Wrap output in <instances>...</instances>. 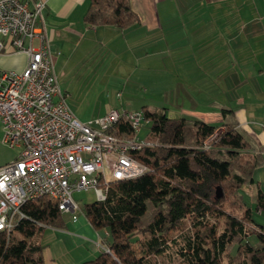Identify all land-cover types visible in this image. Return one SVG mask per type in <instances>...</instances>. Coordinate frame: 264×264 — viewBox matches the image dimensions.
Masks as SVG:
<instances>
[{"label": "trees", "instance_id": "obj_1", "mask_svg": "<svg viewBox=\"0 0 264 264\" xmlns=\"http://www.w3.org/2000/svg\"><path fill=\"white\" fill-rule=\"evenodd\" d=\"M82 20L125 28L139 16L131 0H87ZM139 110L152 139L131 155L146 170L110 182L102 200L82 205L90 225L110 239L105 250L79 264H163L156 257H170L164 254L170 244L176 264H264V224L252 219L243 193L247 186L255 210H264V193L254 179L264 157L233 110L222 106V120L214 124L170 117L163 106ZM109 132L122 138L136 133L123 115ZM21 209L26 217L0 231V264H44L43 245L32 238L46 225L63 227V212L46 195Z\"/></svg>", "mask_w": 264, "mask_h": 264}, {"label": "crops", "instance_id": "obj_2", "mask_svg": "<svg viewBox=\"0 0 264 264\" xmlns=\"http://www.w3.org/2000/svg\"><path fill=\"white\" fill-rule=\"evenodd\" d=\"M44 2L38 24L47 33L54 70L74 55L95 60L100 44L115 46L140 69L135 78L147 92L165 99L177 85L183 86L181 100L187 101L181 110L213 124L222 120L221 107L227 106L214 100L223 99L231 86L242 99L227 107L255 139L264 157V0H131L139 22L125 28L86 25L82 14L87 0ZM257 52L262 59L248 58ZM27 60L23 51H13L9 45L0 52L3 69L19 71ZM102 67L103 63L99 67L103 71ZM110 108L105 103L97 116ZM2 135L0 122V167L14 160L19 150L4 144ZM254 179L264 193V163L255 170ZM68 215L66 219L62 216L63 227L52 231L61 238L75 236L84 241V246L77 244V254H67L69 258L65 254L70 264L91 259L107 248L106 231H96L84 216ZM43 259L47 264L45 254Z\"/></svg>", "mask_w": 264, "mask_h": 264}, {"label": "built area", "instance_id": "obj_3", "mask_svg": "<svg viewBox=\"0 0 264 264\" xmlns=\"http://www.w3.org/2000/svg\"><path fill=\"white\" fill-rule=\"evenodd\" d=\"M44 3L0 0V52L9 45L28 57L19 71L0 68L1 140L19 147L15 159L0 167V231L26 217L21 206L29 199L46 195L61 212L75 214L74 191L91 189L102 200L110 182L146 170L131 152L151 143L136 133L122 138L109 132L122 115L137 132L141 110L110 108L82 121L68 106L47 33L38 24Z\"/></svg>", "mask_w": 264, "mask_h": 264}, {"label": "rangeland", "instance_id": "obj_4", "mask_svg": "<svg viewBox=\"0 0 264 264\" xmlns=\"http://www.w3.org/2000/svg\"><path fill=\"white\" fill-rule=\"evenodd\" d=\"M231 5L227 4L229 7ZM183 6L184 4H181V8ZM96 52V61L93 59L85 60L78 55H74L65 61L63 67L61 64L55 65L58 85L66 93V102L78 119L85 121L96 117L103 112L101 108L104 107L105 103H109L112 108L120 111L126 108L135 110L144 104H150L168 107L167 115L170 117H201L197 114L186 113L181 110L180 107L187 101L181 100L180 91L184 88L183 86L178 88L177 85L175 88L177 90H171V95H168V93L165 95V99H163L160 95H153L150 90L147 92L143 86L138 84L135 75L140 72V69H136V64L128 59L129 57L125 58L126 54L121 52L120 49H117L115 46L105 47L100 44L97 46ZM256 55L251 54L248 58L252 57V61H255L256 57L257 60L262 59V56H259V52ZM101 63H103V71L99 68L101 67ZM214 71H216V68H214ZM232 80L233 77L229 75L228 81L232 82ZM126 81L133 83L125 85ZM236 96V91L229 86L228 90L224 92L223 99L213 100L215 102L224 101L227 106H233L238 99L239 101L242 99ZM136 136L144 141L152 139L150 123L148 121H141ZM243 193L245 202L252 208V219L258 224H264V210H255L247 186L243 187ZM72 196L78 204L75 215L81 217H83L81 211L82 205L85 202L96 199L91 189L74 191ZM62 216L66 219L70 215L65 213ZM58 228L61 227L56 224L46 225L32 239L43 245L42 254H45L47 264H70L67 260L69 258L68 255L77 254L80 248L77 244L80 242L84 246V241L75 236L71 238L56 236L53 233L55 231L52 230H57ZM101 232L105 234V230H101ZM107 239L109 241L110 237L107 236ZM249 240L253 243L255 239L251 236ZM65 254H68L67 258ZM164 254H169L170 257L158 255L156 258L163 264H176L177 256L175 255V247L173 245L170 244ZM50 257L55 258V260H51Z\"/></svg>", "mask_w": 264, "mask_h": 264}]
</instances>
